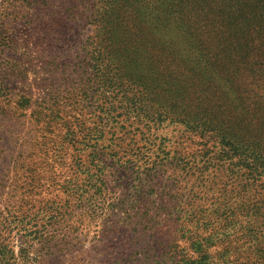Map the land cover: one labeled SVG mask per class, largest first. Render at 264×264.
<instances>
[{"label":"rangeland","instance_id":"1","mask_svg":"<svg viewBox=\"0 0 264 264\" xmlns=\"http://www.w3.org/2000/svg\"><path fill=\"white\" fill-rule=\"evenodd\" d=\"M135 1L145 5L131 17L132 29L115 22L109 32L125 43L136 35L148 55L152 47L165 46L181 59L177 70L184 62L197 63L193 45L186 46L180 30L160 15L159 10L166 14L164 0ZM153 2L159 15L148 6ZM58 3L66 10L62 28L52 27L48 37L18 28V46L4 48L0 56V231L3 217L13 216L11 246L17 257L21 245L26 251L17 264H231L238 255L247 258L240 263L264 264L259 261L264 258V160L235 151L232 158H219L217 140L206 145L180 122L150 118L147 123L151 154L164 147L169 158L153 183L133 169L132 176L107 177V190H78L86 187L85 158L82 166L74 165L64 132L76 120L98 127L109 94L98 89V62L90 57L98 41H88L98 26L90 21L98 15V0ZM120 48L123 63H133L130 46ZM115 53L110 50L111 65L119 59ZM6 68H14L9 82ZM201 69L205 79L215 76ZM115 122L102 126L105 134L111 126L126 128L117 135L120 152L140 148L137 121L130 116ZM99 144L109 145L105 138L97 142L98 150ZM100 160L113 174L112 162ZM231 240L239 243L232 244V252Z\"/></svg>","mask_w":264,"mask_h":264},{"label":"trees","instance_id":"2","mask_svg":"<svg viewBox=\"0 0 264 264\" xmlns=\"http://www.w3.org/2000/svg\"><path fill=\"white\" fill-rule=\"evenodd\" d=\"M155 1L159 5L162 0ZM133 2L131 6L129 2L124 4L119 0H98V15L95 17L98 21L90 20L98 23L94 36L88 39L91 45L98 41L90 57L98 62V89L108 92L109 98L98 113V127L86 128L76 120L74 128L70 124L65 128L63 143L73 154L72 162L76 167L82 166L81 160L85 158L86 187L81 186L78 190H107V177L114 174L132 176L133 169L137 170V176L144 175L143 179L153 183L161 164L169 158L164 147L163 151L158 148L151 154L152 143L145 138L150 118L180 122L206 145L217 140L219 149L215 148V155L218 153L219 158H232L230 154L235 151L241 157L246 153L254 159L264 160V0H164L166 14L159 10L160 15L166 19L167 25L180 30L185 45L188 46L186 42L191 43L193 46L190 48L194 47L192 51L197 55V63H193L195 67L183 61L179 70L175 63L181 59L165 46L160 45L159 49L152 47L148 55L143 42L135 40L136 35L125 43L117 39L113 31L109 32L115 22L119 25L126 23L132 29L129 25L131 17L139 9L143 11L145 5V1H142L144 5ZM58 5V0H0V56L4 48L18 46L15 36L18 28H25V32L38 29L36 34L46 37L50 36L52 27L62 28L66 21V12L63 11L66 10L58 8ZM148 6L158 14L154 2ZM126 46H130L128 51H133V63L128 65L123 63L124 48H120ZM26 48L24 45L25 51ZM113 49H116L115 56L119 59L111 65L110 50ZM201 66L203 72L215 75L211 76L213 79L200 75ZM13 69L6 68L3 72L8 82L14 75ZM130 116L142 127L138 130L142 145L139 148L137 144L135 150L120 152L117 135L124 130L126 132V128L111 126L105 134L102 122L114 124L122 117L129 120ZM104 138L109 145L99 144L98 150L97 142ZM91 142L93 146H89ZM100 158L112 162L113 174L100 166ZM122 159L126 162L123 163ZM93 178L96 180L90 185ZM74 184H71V189ZM145 187L148 190L151 186L143 185ZM13 222V216L3 217L5 229L0 231V264H17L21 255L26 257L23 245L19 249L20 257L11 246ZM249 232L255 233V228L251 227ZM232 244L239 243L230 241L231 252ZM250 249L248 246L247 252ZM241 258L247 259L238 255L231 264H244L239 262ZM259 261L264 262V258Z\"/></svg>","mask_w":264,"mask_h":264}]
</instances>
